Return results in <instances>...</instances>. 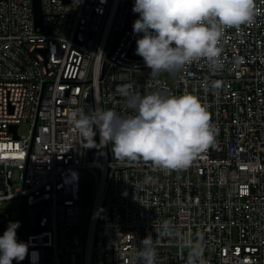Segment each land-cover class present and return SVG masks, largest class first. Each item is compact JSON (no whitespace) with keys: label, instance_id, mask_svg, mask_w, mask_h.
Returning a JSON list of instances; mask_svg holds the SVG:
<instances>
[{"label":"built area","instance_id":"obj_1","mask_svg":"<svg viewBox=\"0 0 264 264\" xmlns=\"http://www.w3.org/2000/svg\"><path fill=\"white\" fill-rule=\"evenodd\" d=\"M131 3L41 0L37 24L34 0H0V207H21L0 214V232L18 216L28 244L13 264H142L147 235L158 264H186L185 237L201 245L204 264H264V0L254 23L226 30L222 70L201 60L155 77L135 54ZM120 85L196 95L214 142L181 170L117 160L99 133L89 148L70 114L132 115ZM84 170L96 182L88 220ZM163 221L176 236L158 235Z\"/></svg>","mask_w":264,"mask_h":264},{"label":"clouds","instance_id":"obj_2","mask_svg":"<svg viewBox=\"0 0 264 264\" xmlns=\"http://www.w3.org/2000/svg\"><path fill=\"white\" fill-rule=\"evenodd\" d=\"M139 14L133 23L135 54L142 57L153 77L162 72H179L186 66L206 60L211 71L223 69L222 38L227 29L240 30L254 23L256 0H135L132 9ZM142 34V35H141ZM215 87V84H213ZM116 91L125 98L132 115L114 110L74 109L69 117L79 134L96 147L111 144L115 159L151 162L165 170L190 167L215 139L216 129L207 107L193 94L164 95L160 91L144 95L120 85ZM20 222L10 221L0 236V264L23 261L28 244L18 240ZM161 237L176 236L173 225L163 221L157 228ZM190 249L186 264H204L198 242L185 237ZM136 253L142 264H158V253L149 235L140 241Z\"/></svg>","mask_w":264,"mask_h":264},{"label":"rangeland","instance_id":"obj_3","mask_svg":"<svg viewBox=\"0 0 264 264\" xmlns=\"http://www.w3.org/2000/svg\"><path fill=\"white\" fill-rule=\"evenodd\" d=\"M28 127L26 125H21L19 127L20 134H27ZM96 191V182L94 176L88 170H84L82 173V193H83V208H84V218L88 220L90 211L93 206L94 195ZM18 204L15 200L5 202L2 207H0V214L4 211L11 213L12 211L17 210L19 215H21V207L17 208ZM3 208V209H2ZM16 222L19 221L18 216L16 218L12 217L5 221L2 225V231L0 232V236L4 234L6 231L9 222ZM18 240L23 242L24 235L22 229L19 227L17 229Z\"/></svg>","mask_w":264,"mask_h":264},{"label":"water","instance_id":"obj_4","mask_svg":"<svg viewBox=\"0 0 264 264\" xmlns=\"http://www.w3.org/2000/svg\"><path fill=\"white\" fill-rule=\"evenodd\" d=\"M134 4H135V0H132V3H131L130 8H129V12H128V27H131L133 21L135 19H138L139 18V14L134 13L132 11V9L134 7ZM34 13H35V18H36L37 24H41V22H42V6H41V0H34ZM14 128H16V127H14ZM23 212H25V207L23 208ZM22 231H23V235H24L23 242L26 243L25 223H24V226H23V230Z\"/></svg>","mask_w":264,"mask_h":264}]
</instances>
